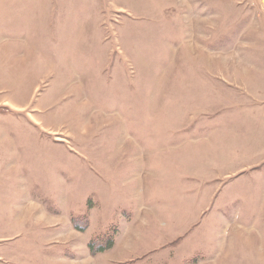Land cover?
<instances>
[{
  "label": "rangeland",
  "instance_id": "rangeland-1",
  "mask_svg": "<svg viewBox=\"0 0 264 264\" xmlns=\"http://www.w3.org/2000/svg\"><path fill=\"white\" fill-rule=\"evenodd\" d=\"M53 5L0 52V264H264L259 0Z\"/></svg>",
  "mask_w": 264,
  "mask_h": 264
},
{
  "label": "crops",
  "instance_id": "crops-1",
  "mask_svg": "<svg viewBox=\"0 0 264 264\" xmlns=\"http://www.w3.org/2000/svg\"><path fill=\"white\" fill-rule=\"evenodd\" d=\"M54 2H55V0H0V45H2V46H0V52H2L4 49H6L8 47L7 46L8 35L6 34V30L8 28H11V27H9L8 22L17 21V20H26L27 21L28 19H30V17H31L30 21H33L32 19H35L37 21V19L35 17H32V15H35L36 17H38V19H44L45 14H46L45 8L51 7L52 10H54V5H53ZM51 8H50V10H51ZM31 10H32V12H30ZM50 10H47V12L49 11L48 13L52 16ZM26 17H27V19H26ZM17 28H20L19 25L17 26ZM12 29H15V30H13V32L10 33L9 35L13 37L12 42L15 41V43L18 44L20 42L19 40H21L20 37L25 36V34L22 33L23 28H20L19 30L16 28H12ZM47 31H49V30L45 29V32H47ZM33 34L30 32H27L26 36H29V37L44 36V34L41 32V26L39 28H37L33 32ZM57 35H58V33H55V36H57ZM4 38H5V40L2 41V39H4ZM56 40L57 39H53V40L49 39L48 46L54 47L53 49H55L54 43L56 42ZM31 41H34V40L31 39ZM4 43H6V44L3 45ZM35 43L37 45L39 44L38 41H36ZM37 51L39 52V48L37 49ZM53 51H55V50H53ZM0 60H4L2 54L0 56ZM258 194L261 197H264V192H258ZM260 203L261 204L259 207V212L262 213V210L264 211V206L262 205L263 201H260ZM259 215H260V213H259ZM257 216H256V218H257ZM258 223L259 222H256V224H258ZM78 232L80 234L82 233L80 231H78ZM118 235L120 237V234H118ZM250 246L252 248H254L257 251V253L263 254L264 248L262 246H260L258 249L256 248V246H257L256 243H252V244H250ZM201 258H203V257H201ZM202 260H204V258Z\"/></svg>",
  "mask_w": 264,
  "mask_h": 264
},
{
  "label": "trees",
  "instance_id": "trees-1",
  "mask_svg": "<svg viewBox=\"0 0 264 264\" xmlns=\"http://www.w3.org/2000/svg\"><path fill=\"white\" fill-rule=\"evenodd\" d=\"M84 223L82 226H78L75 224V229L78 231H84L86 229V215L83 216ZM82 218V219H83ZM88 218V216H87ZM118 233V230L116 228H112L111 230H107L105 232H102L101 234L95 236L92 238V240L88 243V249L90 251L91 255L94 254H102L111 248H113V245L115 243V237ZM201 258L200 255L195 256L194 258L185 260L184 264H196L198 260Z\"/></svg>",
  "mask_w": 264,
  "mask_h": 264
},
{
  "label": "built area",
  "instance_id": "built-area-1",
  "mask_svg": "<svg viewBox=\"0 0 264 264\" xmlns=\"http://www.w3.org/2000/svg\"><path fill=\"white\" fill-rule=\"evenodd\" d=\"M261 9L264 10V0H259Z\"/></svg>",
  "mask_w": 264,
  "mask_h": 264
}]
</instances>
